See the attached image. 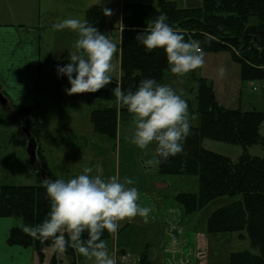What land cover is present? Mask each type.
I'll return each mask as SVG.
<instances>
[{"label":"trees","instance_id":"1","mask_svg":"<svg viewBox=\"0 0 264 264\" xmlns=\"http://www.w3.org/2000/svg\"><path fill=\"white\" fill-rule=\"evenodd\" d=\"M161 13L166 14L167 23L174 30L184 34L186 41H199L203 53H230L241 65V78L244 81L264 82V0H201L200 7L187 9L177 8L169 0H158L156 6L123 4L120 8L119 32L120 77L113 79V83L106 88L91 94L108 103L91 112L90 123L96 134L113 141L121 119H132L126 108L119 105L117 108L113 88L119 86L125 91H135L140 81L149 78L157 84H163V72L170 71L163 49L149 52L136 39L147 23L154 21ZM84 20L105 35L113 29L107 23L101 6L89 7L84 13ZM190 91L195 99V110H192L189 99H182L187 103L188 112L196 117L197 125H191V134L183 142V151L157 164V172L160 176L196 178L195 193L180 192L173 197L186 215L197 214L221 197H237V200L216 208L208 215L205 233L209 236L235 234L240 240H248L249 247L255 253L231 252L227 264H264V157L250 156L246 151L249 146L256 144L264 150V134H260V127L264 124V109L241 111L220 106L211 85L203 78L196 80ZM10 106L19 118L21 130L24 129L38 144L41 132L39 106ZM202 139L238 144L244 151L236 161H232L205 150L201 146ZM13 142L16 146L25 147L26 139L23 135L22 139ZM155 147L154 143V150ZM37 162L39 169L36 174L40 181H44L42 174L49 180H56L41 149H37ZM50 207L51 201L43 183L35 186H0V218L14 220L6 243L32 250L39 264L43 263L46 253L54 246L50 240L41 242L31 237L24 229L43 221ZM112 236L106 231L102 236L108 248ZM65 238L68 239L67 234ZM84 238L87 239V233ZM124 253L118 251L114 254L118 262ZM65 257L69 259V264H78V260L84 258L71 247L65 251ZM58 261L53 254L48 258L49 264H58ZM136 264L151 262L143 254Z\"/></svg>","mask_w":264,"mask_h":264},{"label":"rangeland","instance_id":"2","mask_svg":"<svg viewBox=\"0 0 264 264\" xmlns=\"http://www.w3.org/2000/svg\"><path fill=\"white\" fill-rule=\"evenodd\" d=\"M70 1V0H69ZM74 5L77 7H82L86 3L88 6L102 5L105 9H110L112 14L106 16L112 22L114 30L112 33L109 32L108 37L117 44V39L113 36L116 35V28L118 18H120V7L123 4L128 3H142L151 6H156L158 0H72ZM175 3L177 8H198L201 6V0H169ZM32 4V6H31ZM61 6L56 1L49 0H35L31 3V0H0V17L1 12L14 13L16 18L3 19L0 18V23H16L18 21L17 16L23 14L25 9L30 12L29 19L32 17H37V11L32 7H40L42 11H52L57 7ZM39 9V8H38ZM37 9V10H38ZM43 13V12H42ZM4 17V15H2ZM45 18L46 15L43 14ZM74 18L76 17L73 16ZM107 19V20H108ZM61 33L57 34L55 31L48 32L41 36L42 49L41 51V63L42 69L40 70L42 85H48L50 90L55 87L54 79L57 81L67 80V77L58 80L56 78L54 69L55 61L54 56L59 54L60 47L56 46L58 40L60 39ZM77 36L75 32L68 33L66 36H62V41L64 44L61 48L65 47L67 50L63 51V54L74 51L73 45L75 37ZM120 43V42H119ZM56 46V47H55ZM54 48L59 51L57 54L54 52ZM233 52L236 55L239 53L235 50ZM204 64L201 68L186 74L183 77H177L173 75L170 71H164L162 74L163 84L172 87L177 94H180L183 98L189 99L192 102V110H195V99L191 93V85L198 80L203 78L208 84L211 85L213 94L217 103L227 109H239L241 111L256 110L262 111L264 109V82L263 81H244L241 78V65L233 59L228 52H218V53H203ZM116 58V56H115ZM115 58L113 63L115 62ZM223 68L225 70L224 75H218V70ZM114 72L111 73L113 79H119V76ZM75 75V74H74ZM65 84H57L59 87H63ZM70 85L67 83L64 88H69ZM54 91V90H53ZM99 108L103 107L105 101L99 100ZM11 108V114L5 113L0 108V186L1 185H23V186H35L42 184L40 178L37 176L36 171L38 169L32 168L29 165L27 155L25 153V147L14 145V140L22 139L24 135L23 131L15 126V123H19V118L14 114L12 107L7 104L6 106ZM118 108V104H116ZM190 114V124L193 126L197 125V119L192 112ZM47 113H39V119L41 123V132L38 140H40L41 148H44L47 157V164L49 169L54 173L55 178H62L65 180L75 178L79 174L83 173L85 167H91L93 172L90 175H95V168L97 165H102L103 175L105 178L119 175L120 180L123 182V175L129 174L135 176V183L133 185H128V187H140L142 186L145 195L148 197L150 206L149 217L146 223H143L139 216L132 219L131 222L123 221L120 223L118 230L122 231L124 227L131 223L129 227L126 228L124 232L120 234L113 240H111V245L109 247V252L111 254L113 250V244H116L119 249L125 251L126 258L125 261L118 262L116 255H112L115 258L116 264H136L138 259L145 254L147 259L151 264H162L165 261L164 256H168L165 253V249L169 246L177 248V244L172 243V233L169 229L170 219L173 217L170 210L176 211V221L174 224V229H177L179 234V242H182V233L188 235L192 232V237L194 238L193 232H197L205 235V221L208 215L216 208L227 205L237 197H221L210 202L197 214L186 215L182 208L174 201L173 197L177 193H195L197 191V180L195 177H173V176H160L157 172V164L149 163L156 159L154 143L149 146L148 150H141L135 147L129 142V138L132 136L134 131V125L132 119L127 118V120L121 122L118 126L119 136L122 138L123 143L120 146V159L118 160V145L112 140L98 135L95 137V143H92L91 147L83 148V145L78 143H64L63 148H58L53 146L52 143L48 142L45 138L50 127L53 126L50 119L46 117ZM126 117V116H125ZM82 118V117H81ZM77 118L73 116L68 118L65 122L69 125L74 123H79L80 127L86 119ZM22 133H21V132ZM23 134V135H22ZM260 134H264V124L260 127ZM25 137V135H24ZM26 139V138H25ZM108 141V142H107ZM115 144V145H114ZM26 145V144H25ZM73 146L72 148H69ZM201 146L208 151L216 153L221 156H225L232 161L236 159L243 153V148L238 144H229L223 141L202 139ZM37 149L39 145L37 144ZM247 153L250 156L264 157V150L260 145H252L247 148ZM42 154L43 151L41 150ZM44 155V154H43ZM49 161V162H48ZM144 165V166H143ZM35 172H33L32 170ZM144 169L147 171L144 174ZM144 174V175H143ZM143 175L140 181L137 180L138 176ZM57 179V178H56ZM40 181V182H39ZM147 192L150 193L147 195ZM156 212L158 214H156ZM153 217L157 220H153ZM13 220V219H12ZM19 220V219H18ZM21 224V220H19ZM19 224V225H20ZM204 231V232H202ZM207 235V234H206ZM171 236V237H170ZM208 236V235H207ZM205 237V236H204ZM209 237V236H208ZM210 246L209 248L204 247L198 241L191 240L190 246H185L181 251L184 252L181 257L177 259H172L170 264H203L201 260H204V253L207 252L219 254L222 259L228 261V256L231 252L236 251H251L255 253L249 247L248 240H240L235 234H224V235H211L210 236ZM175 240V239H174ZM176 241V240H175ZM172 243V244H171ZM113 252V254H115ZM51 254L55 255L58 264H69V259L65 257V251L60 252L55 247L46 253V257L41 264H49L48 258ZM128 258V260H127ZM34 264H39L38 260L35 258ZM78 264H93V261L87 260L86 258H80Z\"/></svg>","mask_w":264,"mask_h":264},{"label":"clouds","instance_id":"3","mask_svg":"<svg viewBox=\"0 0 264 264\" xmlns=\"http://www.w3.org/2000/svg\"><path fill=\"white\" fill-rule=\"evenodd\" d=\"M111 14L110 9H104L105 16ZM52 29H68L78 37L69 62L57 66L58 76L67 77L70 85L66 94L95 93L113 83L111 73L118 46L112 39L87 20L76 18L54 23ZM136 39L149 52L163 49L170 72L177 77L204 64L200 42L186 41L183 33L167 23L164 13L150 20ZM224 72L220 68L218 75L223 76ZM112 93L116 103L132 116L134 131L129 142L141 150H148L155 143L158 159L149 163L160 164L183 151V142L191 134L190 114L186 101L172 87L149 78L140 81L135 91L117 86ZM92 172L91 167H85L82 174L68 180L45 178L50 211L39 224L24 230L41 242L50 240L60 252L71 247L93 264H116L102 239L105 231L114 235L121 222H131L136 216L146 219L150 209L137 203L138 189L128 187L135 183L132 179L125 177L122 182L116 175L105 178L102 165L96 166L95 175H90Z\"/></svg>","mask_w":264,"mask_h":264},{"label":"crops","instance_id":"4","mask_svg":"<svg viewBox=\"0 0 264 264\" xmlns=\"http://www.w3.org/2000/svg\"><path fill=\"white\" fill-rule=\"evenodd\" d=\"M35 0H31V3ZM41 1V0H39ZM52 1V0H49ZM55 1V0H53ZM57 1V0H56ZM58 3L61 6L52 11H42L40 7H32L37 11V17H32L29 19L30 12L28 9H25L23 14H19L17 16L16 23H0V86L1 92L3 90V96L6 99L7 104L14 106H39V113H47V119H50L53 126L49 128L46 139L48 142L52 143L53 146L58 148H63V144L69 141L70 143H78L83 145V148H87L89 145L92 146V143L95 141V137L98 136L93 130L90 123V115L91 112L95 109H98L100 104L99 100L92 97V93H84V94H74L68 95L65 92L64 86L68 83V81L62 80L57 81L54 79V85L56 88L50 90L48 85H42L40 70L42 69L41 63V49H42V40L41 36L51 31H55L57 34L61 33L64 37L68 33H71V30L64 29L62 31H56L52 29V25L54 23L60 22L64 19L74 18L76 15V19L84 20L85 11L93 5L88 6L86 3L82 7H77V5L73 4L72 0H58ZM32 6V4H31ZM104 8L102 5H97ZM39 8V9H38ZM121 8V7H120ZM38 9V10H37ZM105 9V8H104ZM43 12V13H42ZM1 17L3 19L16 18L14 13L9 12H1ZM43 14L46 17H43ZM4 15V17L2 16ZM106 17V16H105ZM106 17L107 23L112 25V22ZM116 35L113 36L117 39L119 45V32H120V18H118L117 26H115ZM114 30H109L107 32V36L112 33ZM77 35V34H76ZM60 39L56 46L60 47V52L57 51V48H54V52L57 56H54L55 67L56 70L55 75L58 80L63 79V77L58 76L57 74V66H63L69 62L68 56L69 53L63 54V51L67 50V48L62 47L64 42ZM77 37V36H75ZM78 38V37H77ZM76 38V39H77ZM76 41V40H75ZM55 46V47H56ZM114 71L116 70L118 76L120 73L119 69V48L118 53L115 58ZM113 71V72H114ZM74 75V74H73ZM113 78H117L113 77ZM57 84H65L63 87L57 86ZM2 110V108H1ZM5 112V111H4ZM7 113V112H5ZM13 114H10L12 116ZM73 116H77V118L86 119L80 127L79 123H74L73 125H69L65 122L66 119L72 118ZM81 118V119H82ZM15 126L20 130V124L15 123ZM108 142V141H107ZM115 144L118 145V160L120 159V143H123L122 138L119 136V131H117L116 139L113 140ZM40 140H38L39 148L43 151L45 158L47 154L44 148L40 146ZM95 143V142H94ZM130 143V142H128ZM114 144V145H115ZM89 146V147H91ZM73 146L69 147L72 148ZM136 147V146H135ZM137 148V147H136ZM25 149V148H24ZM48 160V159H47ZM49 162V161H48ZM144 166V165H143ZM32 170V169H31ZM33 171V170H32ZM34 172V171H33ZM147 171L144 169V174ZM35 173V172H34ZM143 174V175H144ZM143 175L138 176L137 180L140 181ZM38 176V175H37ZM119 178L120 176L117 175ZM128 177L135 181V176L125 174L123 178ZM58 179V177H56ZM139 199L137 203L141 207H149L148 197L145 195V192L142 189V186L138 187ZM150 194L147 192V195ZM176 211L170 210L171 215L173 217H169L170 225L169 229H171V235L174 239H172V243L177 244V248H173V246H169L167 250L165 249V253L168 256H164L165 261H162V264H170V261L174 258L181 257L184 254L181 251L185 246L191 245V240L193 244L195 241L203 243L204 247L209 248L210 246V236L208 237L205 233L200 234L197 232H193L194 238L192 237V232H189L188 235L186 233H182L181 241L179 242L177 229H174V224L176 221ZM179 212V210L177 211ZM156 214H158L156 212ZM139 219L146 223L150 220V217L142 218L139 216ZM153 220L155 217H153ZM131 223H128L122 231L118 230L116 234L112 236V239L116 238L120 232H124L127 227L130 226ZM14 225V220L11 218H0V264H34V255L32 250L23 249L17 246H9L6 243L7 235L10 228ZM204 232V231H202ZM205 236V237H204ZM171 237V236H170ZM113 239V240H114ZM171 243V244H172ZM113 250L111 252L122 251L119 249L116 244H113ZM191 249V246H190ZM115 253V254H116ZM125 254V253H124ZM126 256V254L124 255ZM127 257V256H126ZM204 260H201L203 264H227L225 259H222L219 254L207 252V255L204 253ZM128 260V258H127ZM195 264V263H192Z\"/></svg>","mask_w":264,"mask_h":264},{"label":"water","instance_id":"5","mask_svg":"<svg viewBox=\"0 0 264 264\" xmlns=\"http://www.w3.org/2000/svg\"><path fill=\"white\" fill-rule=\"evenodd\" d=\"M0 108H2V110L7 112L8 114H11V108L8 105L6 106V99L4 98L1 92V86H0ZM22 131L26 138L25 153L27 155L29 165L32 168L39 169V165L37 162V143L33 138L30 137V135L24 129H22ZM41 178L44 180L45 175L42 174Z\"/></svg>","mask_w":264,"mask_h":264},{"label":"built area","instance_id":"6","mask_svg":"<svg viewBox=\"0 0 264 264\" xmlns=\"http://www.w3.org/2000/svg\"><path fill=\"white\" fill-rule=\"evenodd\" d=\"M263 88H264V86H263ZM124 258H126V256H122L120 261H125Z\"/></svg>","mask_w":264,"mask_h":264}]
</instances>
